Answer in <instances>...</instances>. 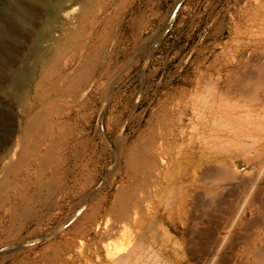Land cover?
<instances>
[{
    "label": "rangeland",
    "instance_id": "1",
    "mask_svg": "<svg viewBox=\"0 0 264 264\" xmlns=\"http://www.w3.org/2000/svg\"><path fill=\"white\" fill-rule=\"evenodd\" d=\"M16 1L32 4L0 0V43L13 68L33 70L38 35L12 15ZM45 23L36 18L38 32ZM83 23L64 35L61 80L39 88H60L44 98L57 103L47 171L18 189L27 203L0 189V264H107L140 242L182 264H263L264 227L245 225L250 184L234 178L264 182V0H92ZM7 25L17 38H5ZM74 72V87L61 89ZM0 78L1 155L17 144L22 108L13 76ZM150 135L174 164L146 186L139 149ZM256 219L264 224V209Z\"/></svg>",
    "mask_w": 264,
    "mask_h": 264
},
{
    "label": "bare ground",
    "instance_id": "2",
    "mask_svg": "<svg viewBox=\"0 0 264 264\" xmlns=\"http://www.w3.org/2000/svg\"><path fill=\"white\" fill-rule=\"evenodd\" d=\"M31 1L32 4L29 5H23L22 4L23 2L22 3L18 1L14 2L11 12L12 15L17 18L19 24L23 28H25L29 32V34L38 35V38L35 39L32 48L35 57V59L33 58L35 60V69L17 70L13 68L12 65L13 63L11 62V56H12L11 53L5 48V46L2 45V43H0V56L1 55L4 56L6 60L4 66L3 64L2 65L0 64V72H4L5 74H11L14 78V82L18 84V86L20 87V91L17 93L16 99L18 102L17 107L22 108V110L20 109L21 113H19L18 116L19 128L17 129L18 132L17 144L16 146H14V149H6L3 152V154L0 155V189H6L4 191L12 190L14 194L13 201L15 202V204H17L18 202L27 203L24 202L26 201L25 198L24 200H22L21 197L16 196L18 193L17 192L18 189L24 190L31 187L32 183L29 182L27 183V179H35V177L37 176H43L47 171V164L49 163L48 155H47L48 153L46 149L49 146H51V143L44 142L46 140L44 132L49 133L50 131V126L53 124V118L51 117L55 111V108L57 107V103L45 99L53 96L52 94H55L57 90H59L60 88L57 87L56 83L51 84L50 87L43 92V95L45 94L44 96H41L42 93L39 90V88L42 87L45 83H47L50 79L51 80L60 79L58 74H60L61 72H58L57 67L58 64L60 63L59 62L60 56L65 50V42L67 41L66 39H64V35L67 34L68 39L76 36L78 30H80L79 29L80 26L82 27L84 26L85 22L83 23V21L88 15V5L92 4V0H31ZM41 14L46 16L44 32H38L35 26V20ZM72 27H74L76 31L75 30L72 31ZM5 32H6L5 38L18 37L16 35V29L13 26L7 25L5 27ZM54 45L57 46L53 51H51V47H53ZM87 48L88 46L84 47V50L87 51ZM75 75H77V72H74L73 74L64 73L63 75L64 80L60 82L59 81L56 82L62 83L63 86H61V89L68 91L74 87L73 76ZM31 92L33 93L32 96H31ZM45 96H49V97L45 98ZM29 100H34L35 102L32 104V106L25 107L29 103ZM6 108H8L9 111H12L10 107H6ZM32 110H34V114L31 117H29L28 121L23 125L22 124L23 118H26L28 113H30ZM169 122L175 125L172 119L169 120ZM158 139H159L158 137L154 135H150L147 143L141 145L139 149V156L143 158V163H144V167L142 169L144 176L143 179H141V183H145V185L150 183V181L156 183L158 179H161L163 176L165 177V175H167L168 171L173 167L174 164L172 161H169L170 164L167 167L164 166V163L167 162L164 159L165 156L162 153L158 152L156 146ZM17 150H18V154L16 156L17 160L15 162H11L10 161V159L12 158L11 156L14 157ZM61 152H63L62 149ZM191 158L194 159L196 158V156L193 155V157ZM193 163L194 162L191 160H188L185 163L184 166L185 169L182 174L184 177L182 183H186L185 181H187L190 178V173L193 171L191 170L192 167L191 164ZM222 165L221 166L223 167V169L225 168L227 171L230 170V168L227 166L225 162L222 163ZM61 166L62 164L60 165V167ZM235 167L237 170V168H239L240 165H235ZM70 172L72 173L71 175L74 176L75 174L73 173L74 170L71 169ZM236 172L240 174V172L238 171ZM263 174H264V164L260 168L258 179H261ZM228 176H230V173L228 174ZM223 177L225 178V175ZM235 178L238 181L244 180L243 177H241L240 179L238 177ZM74 179H72L70 182L72 183ZM136 185H139V183ZM255 186L256 185L254 184L250 189H254ZM71 188L72 186L68 187V189ZM132 201L135 203V205H138L140 199H137L136 197ZM97 227H100V224ZM91 230L92 229H90L88 233H90ZM124 236L126 235L124 234ZM123 246L124 244L120 247V249ZM262 262L264 264V261ZM107 264H182V263H179L177 261L175 262V260L171 261L170 259H166L162 257L161 253H157V251L154 249V245L149 246L145 242L142 243L140 242L137 246H134L130 249L126 247L121 255H117V257H113L109 259V262Z\"/></svg>",
    "mask_w": 264,
    "mask_h": 264
},
{
    "label": "crops",
    "instance_id": "3",
    "mask_svg": "<svg viewBox=\"0 0 264 264\" xmlns=\"http://www.w3.org/2000/svg\"><path fill=\"white\" fill-rule=\"evenodd\" d=\"M262 148H264V144H262ZM256 175H257V173L248 172V174L246 175V177L243 180L245 183L250 184L249 189H248V195H247L246 203L248 204V209L251 212V218H252V220L251 219L246 220L245 225H246V227H250L255 233L257 232L256 230L258 228L264 227V224L262 223V221L256 219V216L259 212V209H264V182L262 181V182L256 184V187L254 189H250L255 183ZM216 176H217V174H216ZM234 180L236 181L237 179L234 178ZM229 181H233V177ZM238 182L241 183L242 181H238ZM213 226H215V223H213ZM259 233H261V232H259ZM254 242H257V240H254ZM260 252H261V254H260ZM262 253H263V251H258V250L255 251V254H256L258 261L261 260Z\"/></svg>",
    "mask_w": 264,
    "mask_h": 264
}]
</instances>
